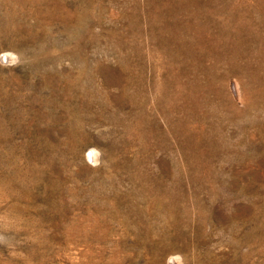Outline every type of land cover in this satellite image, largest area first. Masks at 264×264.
Masks as SVG:
<instances>
[{
	"label": "rangeland",
	"instance_id": "1",
	"mask_svg": "<svg viewBox=\"0 0 264 264\" xmlns=\"http://www.w3.org/2000/svg\"><path fill=\"white\" fill-rule=\"evenodd\" d=\"M263 45L264 0H0V264H264Z\"/></svg>",
	"mask_w": 264,
	"mask_h": 264
},
{
	"label": "bare ground",
	"instance_id": "2",
	"mask_svg": "<svg viewBox=\"0 0 264 264\" xmlns=\"http://www.w3.org/2000/svg\"><path fill=\"white\" fill-rule=\"evenodd\" d=\"M222 1V0H221ZM176 2V1H175ZM177 5V4H176ZM158 6V5H157ZM263 6V5H262ZM221 8V7H220ZM224 9V8H223ZM243 9V8H242ZM203 10V9H202ZM207 13V12H206ZM216 14V13H215ZM215 16V15H214ZM178 17V16H177ZM263 17V16H262ZM169 18V17H168ZM238 18V17H237ZM203 19V18H202ZM200 20V19H199ZM223 20V19H222ZM197 21V20H196ZM213 21V20H212ZM235 21V20H234ZM176 22V20H175ZM263 24V23H262ZM225 25V24H224ZM212 26V25H211ZM225 28V27H224ZM216 29V28H215ZM226 30V29H225ZM260 31V30H259ZM197 32V31H196ZM157 33V32H156ZM204 33V32H203ZM173 34V33H172ZM260 35V34H259ZM225 36V35H224ZM176 38V37H175ZM218 40V39H217ZM160 42V41H159ZM175 43V42H174ZM182 43V42H181ZM193 43V42H192ZM222 43V42H221ZM176 44V43H175ZM225 44V43H224ZM264 46V45H263ZM235 47V46H234ZM217 48V47H216ZM186 49V48H185ZM219 49V48H218ZM198 51V50H197ZM195 54V53H194ZM8 56V55H7ZM5 57V56H4ZM182 57V56H181ZM191 57V56H190ZM187 59V58H186ZM217 69V68H216ZM184 71V70H183ZM179 72V71H178ZM170 73V72H169ZM263 74V73H262ZM170 75V74H169ZM218 79V78H217ZM215 81V80H214ZM216 83V82H215ZM205 85V84H204ZM211 86V85H210ZM201 87V86H200ZM213 87V86H212ZM178 88V87H177ZM214 89V88H213ZM180 90V89H179ZM188 92V91H187ZM223 92V91H222ZM225 99V98H224ZM183 100V99H182ZM258 105V104H257ZM236 108V107H235ZM263 108V107H262ZM201 109V108H200ZM196 113V112H195ZM34 140V139H33ZM37 148V147H36ZM252 162V161H251ZM4 164V163H3ZM253 164V163H252ZM264 173V172H263ZM241 174V173H240ZM239 175V174H238ZM12 186V185H11ZM8 191V190H7ZM58 191V190H57ZM56 194V193H55ZM52 197V196H51ZM210 217V216H209Z\"/></svg>",
	"mask_w": 264,
	"mask_h": 264
}]
</instances>
